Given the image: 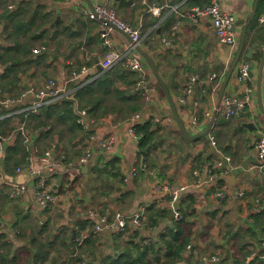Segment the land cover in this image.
I'll return each mask as SVG.
<instances>
[{"label": "crops", "instance_id": "obj_1", "mask_svg": "<svg viewBox=\"0 0 264 264\" xmlns=\"http://www.w3.org/2000/svg\"><path fill=\"white\" fill-rule=\"evenodd\" d=\"M46 1V11L54 17L50 30L51 43L46 47L52 51L47 60L49 66L42 64L30 70L23 76V84L25 86L28 80L30 86H41L47 78L53 77L71 93L73 88L70 84L73 82L67 83L71 70L86 64L90 68V79L95 78L107 70L99 68L109 49L107 41L124 50L131 43V37L116 27L104 36L106 22L86 15L85 10L91 8L86 0ZM92 1L94 5L99 2L114 5L131 24L144 19L140 44L155 60L174 96L179 120L171 116L173 107L168 95L146 57L137 48L146 61L148 77L155 87L149 92V101L142 95L144 107L140 110L146 118L143 121L152 119L153 129L157 130L153 146L141 150L137 135L129 133L127 120L132 114L123 117L119 112L110 111L97 120L90 118L87 137L76 147L83 151L85 145H92L93 156L81 170L71 167L62 171V167L56 173L54 188L62 194L58 204L46 208L38 205L35 180L28 167L16 170L11 177L4 174L6 179L0 178V218L9 226L4 232L6 239L13 243L16 250L27 237L21 234L27 232L29 235L24 246L29 247L31 229L34 228L29 225L30 219L37 222V229H33L36 232L47 228L45 237L51 232L55 236L63 228H70L74 235L77 221L85 222L89 218V228L82 231L85 234L101 222L102 216L111 218L118 210L132 214L143 205L147 206L148 215V207L152 204L170 209L168 217L163 218L158 226L148 228L143 224L140 228L147 239H157L172 225L176 217H172V211L179 210L181 202L194 196V251H201L202 255L220 254V262L213 264H221V259L230 264L237 257L241 259L245 253L249 255L255 246L264 243V227L254 226L253 218L254 214L264 211V170L259 166L256 151V141L264 135V21L261 20L264 18V0H219L221 7L236 19V42L231 48L219 40L210 16L194 18L189 14L194 6L190 0H150L163 6L160 15L148 12L142 0ZM149 14L157 16L158 21L145 30ZM58 16L60 18L56 21ZM248 22L246 45L233 66ZM175 26L177 32H174ZM163 38H170L173 42L167 45ZM254 43H257L256 46H253ZM251 48L253 52L249 55ZM246 63L251 65L249 77L239 81L237 76ZM118 65L131 70L123 63L113 68ZM43 70L49 72V77L35 74V71L40 73ZM213 74L216 75L214 78ZM194 76L202 85L182 100L183 88ZM203 87L207 91H203ZM247 94L248 99L239 114L226 117L216 110L227 95L245 98ZM32 97L30 94L28 100ZM194 115H198V121L193 119ZM213 117L211 132L198 140L189 139L182 129L183 125L190 135H197L208 128ZM211 134L216 136L217 145L211 142ZM32 135L40 151L48 148L43 139ZM110 135L116 137L115 143L109 148L101 147L98 139ZM65 141L57 142L60 149L56 148L54 156L62 157L66 153L72 158L70 161L76 162L81 154L77 152L75 156V150L71 151L75 139ZM34 166L42 167L36 155ZM134 166L137 167V174L133 173ZM10 181L25 183V194L16 199L10 198ZM220 189L226 193L223 198L218 195ZM241 190L245 191L244 196L239 195ZM175 191H178L177 199L174 198ZM176 202L178 207L174 206ZM258 204L261 209L253 212V207ZM116 232L120 233L107 227L97 231L101 239L100 255L113 251L115 244L123 245L126 235L133 231L123 233L120 240L115 239ZM185 257L187 259V255ZM254 260H257L256 264H264V259Z\"/></svg>", "mask_w": 264, "mask_h": 264}, {"label": "trees", "instance_id": "obj_2", "mask_svg": "<svg viewBox=\"0 0 264 264\" xmlns=\"http://www.w3.org/2000/svg\"><path fill=\"white\" fill-rule=\"evenodd\" d=\"M211 1L190 0L189 2L194 6H202ZM46 2V0H1L0 2V40L5 39V42L0 44V64L5 65L4 72L0 73V97H5L6 94L12 97L19 95L25 89L24 75L42 64L49 66L47 60L52 55L49 48L40 53L33 51L37 45L49 47L51 43L50 30L54 17L46 11ZM146 21L145 30L155 25L158 17L149 14ZM48 73L47 70L40 73L35 71L39 76L49 77ZM138 80L139 74L136 71L123 69L118 65L116 68L102 71L86 83L73 82L70 84L73 88L72 97L64 96L27 116L28 129L32 134L43 139L45 147L55 145L58 148L57 142L66 143V139L69 142L75 139L71 151L75 150V156L77 152L81 154L82 151L76 147V144L87 137V130L78 120L79 114L75 109V103L78 102L80 107L87 109L89 119L97 120L110 111L119 112L126 117L144 107L143 90L134 88ZM7 112L6 108L0 106V115ZM19 117L26 119L24 113L19 114ZM12 118L7 114L0 118V134H8L15 129ZM153 126L152 119L135 125V130L140 135L141 150L153 146L157 132ZM56 136H58L57 140ZM24 140V136L19 132L15 143L5 145L2 169L8 177L15 175L17 168L27 162L30 149L27 148ZM69 159L72 158L65 153L62 160ZM171 198L172 196L170 200ZM185 201L179 206L182 216L173 218L172 225L168 226L157 239H147L140 229L135 228L130 235H126L123 245L115 244L113 251L103 255L99 254L101 239L97 231H94V227L88 230V236L79 244L78 237L83 235V229L89 228V218L85 219V222L77 221L75 237L70 228L61 229L55 236H52V232L48 233L45 237L43 235L46 227L37 232L31 229L30 245L26 246L29 257L26 259L21 258L18 249H13L14 245L6 239V234L0 232V264H60L62 260H65V264H79L83 253H89L92 258L88 264H177L182 260H187V264H205L200 258L201 251L188 248L190 244L193 245L195 236V221L192 217L196 215L194 211L196 198L190 196ZM148 208L149 213L144 221V225L148 228L158 226L170 213V209L156 204ZM253 218L254 226L257 224L264 227V211L254 214ZM21 235L28 237L29 233L25 232ZM115 235V239L120 240L123 233L116 232ZM241 245L246 246V244ZM53 252L57 255L52 256ZM256 261L249 259L248 254L245 253L241 259L237 257L230 264H256ZM225 263H227L226 259H221V264Z\"/></svg>", "mask_w": 264, "mask_h": 264}, {"label": "built area", "instance_id": "obj_3", "mask_svg": "<svg viewBox=\"0 0 264 264\" xmlns=\"http://www.w3.org/2000/svg\"><path fill=\"white\" fill-rule=\"evenodd\" d=\"M146 5L147 11L160 15L163 9V6L155 1L142 0ZM14 7V5H11ZM191 16L197 18V16H210L212 18L216 35L219 40L225 43L234 44L236 42L235 34V16L231 13L226 12L220 5L219 0H212L211 3L199 6H192L190 11H188ZM86 15L95 19L106 18L111 23L115 24L117 27L123 31L129 33L131 37V43L124 49L116 48L110 40L107 41L109 49L107 50L105 56L100 61L103 69H109L118 63H123L126 67L131 70H134L139 73V80L136 85L137 88L143 90V94L147 101L150 100L149 92L155 90V87L151 84V80L147 74V64L143 56L138 52L137 45L140 44L142 39V30L144 26V19L141 18L136 24L127 23L122 18H120L116 7L110 3L99 2L95 4L94 10L92 8H87L85 10ZM264 21V18L261 19ZM106 28L103 30V35L107 36L109 31L113 29V26L106 23ZM174 32H177V26L174 27ZM165 44L170 45L173 40L170 38H163ZM46 46L39 45L33 49L34 53H40L45 50ZM5 65L0 64V73L4 72ZM251 71L250 63H246L242 66L240 73L237 78L239 81H245L249 77V72ZM90 68L89 65L84 64L80 69H73L67 77V83L75 82L78 84L86 83L89 80ZM216 75L213 74V78ZM199 83L197 76L192 77L186 82L185 87L183 88L181 99L186 100L187 96L195 91ZM72 90V89H71ZM203 91H207L206 88H203ZM32 94V98L28 100V96ZM64 96L72 97L73 94L70 93V89L61 87L55 78H47L41 86H30V89L25 88L17 96H8L0 97V106L8 110L6 114L12 116L13 124L15 129L8 134H0V178H4V172L2 169V160L4 156L5 145L13 144L16 141L17 134L19 132L25 138V144L28 149H30V155L27 157V165L19 166L17 171H21L23 167H28L29 172L33 175L35 180V197L38 205L40 207H53L54 205L60 202L62 194L59 193L55 188V175L61 170H68L71 167H78V170L82 167L89 164L90 158L93 156L94 147L92 145H85L81 155L79 156L76 162L62 160V157L54 156V151L56 150L55 145L49 146L45 150L39 149V147L33 142V135L28 129L27 125V116L37 111L40 107L57 101ZM248 99V94L245 98L233 97L227 95L223 101V104H220L216 107L217 111H221L226 117H231L235 114H239ZM17 107V108H16ZM11 109V110H10ZM75 109L79 114L78 120L83 124L85 130L89 128V114L87 109H84L75 103ZM24 113L26 119H21L19 114ZM208 115H211L210 112H207ZM146 119L143 111L134 112L129 118V133L137 135L139 138L140 135L135 130V125L143 122ZM193 119L198 121V115H194ZM99 140V145L104 148L111 147L115 141L116 137L114 135L103 136ZM211 142L213 145H217L218 140L215 135L211 134ZM256 151L259 166L264 170V135L261 136L256 141ZM35 155L41 161L42 167L36 168L34 166ZM133 173L137 174V167H133ZM6 179V177H5ZM200 184V183H199ZM8 195L12 199H16L19 196H23L27 191V185L23 182L10 181L8 182ZM240 196L245 195V191L241 190L238 192ZM225 191L220 189L218 195L220 197L225 196ZM66 196V194H65ZM174 198H178V191H175ZM261 209V205H256L253 207V212H258ZM176 218H180L181 212L176 209L175 211ZM147 219V206H142L139 210L132 214H127L124 211L118 210L113 217L109 218L107 216L101 217V222L94 225V231H99L105 227L115 228L122 233H130L135 228H142L144 221ZM9 226L0 218V232H6ZM89 232H86L81 237H78L79 244L82 243V240L87 237ZM193 245L188 246L189 249H192ZM249 259H264V243L259 246H255L250 254L248 255ZM202 261L205 264H213L220 259V254H206L202 255ZM91 260L89 253H83L81 255V260L79 264H88ZM177 264H187L186 260H182Z\"/></svg>", "mask_w": 264, "mask_h": 264}, {"label": "water", "instance_id": "obj_4", "mask_svg": "<svg viewBox=\"0 0 264 264\" xmlns=\"http://www.w3.org/2000/svg\"><path fill=\"white\" fill-rule=\"evenodd\" d=\"M86 1H87L88 4L90 5V7L94 10V8H95L94 2H93L92 0H86ZM253 16H254V14H253ZM59 18H60V17L58 16L56 21H58ZM252 18H253V17H252ZM252 18H251V19H252ZM251 19L249 20V22L251 21ZM101 20L104 21V22H106V23H108V24H110V25H112L113 27L119 28V27H117L115 24L111 23V22H110L108 19H106V18H102ZM249 22H248L247 25L245 26L244 34H243V36H242V40H241V42H240V45H239V48H238V51H237V56H236V59H235V61H234V63H233V66L237 63L239 57L241 56V54H242V52H243V50H244L245 45H246V31H247V26H248ZM237 23H238V22H236V24H237ZM121 30H122V29H121ZM126 34H127L128 37H130L129 33H126ZM2 40H3V39L0 40V44L2 43ZM256 44H257V43H254L253 46H256ZM226 45H228L229 48H231V46H232L233 44L226 43ZM137 48H138V49L141 51V53L146 57L148 64L151 65V67H152V69H153L155 75L157 76V78H158V80H159V82H160L162 88H164V90L166 91V93H167V95H168V98H169V100H170V102H171V104H172V107H173V113H172L171 116H173L174 118H176V119L179 120V116H178V112H177V107H176V103H175L174 96H173L172 93L170 92L169 87H168L166 81H165L164 78L162 77V75H161V73H160V71H159V69H158V67H157V65H156L155 60H154L153 57H152V56H151V55H150V54H149V53H148V52L142 47L141 44H138V45H137ZM252 52H253V49L251 48V49L249 50L248 54L251 55ZM99 68H100V69L103 68L101 64H99ZM228 78H229V76H228ZM228 78H227V80H226V82H225V85H226L227 82H228ZM25 86H26L28 89H30V85H29L28 80H26ZM224 88H225V87H224ZM143 90H144V89H143ZM8 96H9V94H7V97H8ZM218 105H219V104H218ZM214 120H215V119H214V117H213L212 120H211V122H210V124H209V126H208V128H207L205 131H202L201 133H198L197 135H190V134L186 131V129H185V127H184L183 125H182V129H183V131L185 132V134L188 135V138H189V139H191V140H198L199 138H201V137H203V136H205V135H207L208 133L211 132L212 127H213V122H214ZM248 126L251 127V124H248ZM221 158H223V157H221ZM224 162H225V161H224ZM174 206H175V207H178V203L176 202V203L174 204ZM174 215H175V211L173 210V211H172V217H174ZM75 235H76V231H74V235H73V236L75 237ZM192 250H194V247H192ZM219 262H220V261H218L217 263H219ZM60 264H65V260H62Z\"/></svg>", "mask_w": 264, "mask_h": 264}, {"label": "rangeland", "instance_id": "obj_5", "mask_svg": "<svg viewBox=\"0 0 264 264\" xmlns=\"http://www.w3.org/2000/svg\"><path fill=\"white\" fill-rule=\"evenodd\" d=\"M117 11H118V10H117ZM118 14H119L120 18H122L124 21H126L127 23H129V21L126 20V19L120 14V12H118ZM36 223H37V222H36L35 219H30V221H29V225H32L35 229H37V226H38ZM34 228H33V229H34ZM27 239H28V237H24L23 241H21L22 243L20 242V243L23 244V245L19 246V249H18V253H20V256H21L22 259H26V258L29 257V251H28V249L24 246L25 241H26ZM212 254H218V253H212ZM54 255H57V253H56V252H53L52 256H54ZM52 256H51V258H52ZM21 261H22V260H21Z\"/></svg>", "mask_w": 264, "mask_h": 264}]
</instances>
